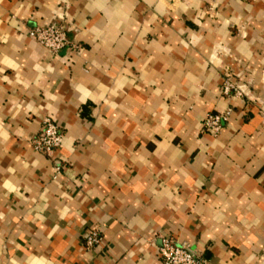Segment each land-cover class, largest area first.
<instances>
[{
    "label": "crops",
    "instance_id": "obj_1",
    "mask_svg": "<svg viewBox=\"0 0 264 264\" xmlns=\"http://www.w3.org/2000/svg\"><path fill=\"white\" fill-rule=\"evenodd\" d=\"M58 18L73 53L28 36ZM161 235L264 264V0H0V264H160Z\"/></svg>",
    "mask_w": 264,
    "mask_h": 264
},
{
    "label": "built area",
    "instance_id": "obj_2",
    "mask_svg": "<svg viewBox=\"0 0 264 264\" xmlns=\"http://www.w3.org/2000/svg\"><path fill=\"white\" fill-rule=\"evenodd\" d=\"M66 27L61 18L46 25H37L28 29V36L34 39L43 47L53 53L59 51L75 52L79 46L69 43L65 38ZM221 95H232L239 97L243 95L242 89L230 78H224L220 84ZM231 113L230 108L218 112H207L201 121L203 131L215 136L219 133L223 124L228 120ZM32 148L46 155H51L56 149L61 147L62 133L57 123L50 117H45L38 134L30 139ZM62 169L61 164L54 166V177ZM101 237L98 229H90L83 237V244L86 249L99 244ZM160 264H206L207 259L194 252L185 243H176L171 237L161 235L156 247Z\"/></svg>",
    "mask_w": 264,
    "mask_h": 264
}]
</instances>
